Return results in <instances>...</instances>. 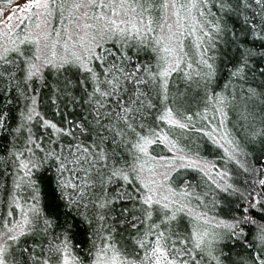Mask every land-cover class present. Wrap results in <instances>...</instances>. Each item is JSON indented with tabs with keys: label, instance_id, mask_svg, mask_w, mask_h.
Masks as SVG:
<instances>
[{
	"label": "snow or ice",
	"instance_id": "6c2138e0",
	"mask_svg": "<svg viewBox=\"0 0 264 264\" xmlns=\"http://www.w3.org/2000/svg\"><path fill=\"white\" fill-rule=\"evenodd\" d=\"M254 4L258 12L249 0L18 6L31 26L0 30V264H264V118L257 126L248 111L251 101L264 112V0ZM232 13L252 46L228 28ZM229 32L230 67L207 55ZM250 79L242 147L226 121L233 85ZM45 95L57 109L78 106L80 122L48 119ZM200 105L220 116V140L203 133L223 151L220 168L176 135L200 131ZM229 241L242 249L235 257Z\"/></svg>",
	"mask_w": 264,
	"mask_h": 264
},
{
	"label": "trees",
	"instance_id": "16d2710c",
	"mask_svg": "<svg viewBox=\"0 0 264 264\" xmlns=\"http://www.w3.org/2000/svg\"><path fill=\"white\" fill-rule=\"evenodd\" d=\"M17 0H0V10L7 8L11 6L13 3H15ZM250 3L253 4V8L256 9L258 12L259 9L255 6L254 0H249ZM233 3H235V0H233ZM213 12L217 13V16L223 15L219 9L213 8ZM241 12L243 14H246L249 18V20H252V17L255 15L252 8L249 9H241ZM208 21H214L216 17L208 15L206 17ZM243 21V15L237 16L235 13H232L231 15L225 17V22L228 25L229 29H232L237 36H240V29L241 27H247L242 24ZM256 24L259 26L260 24V18L256 17ZM241 39H246L248 46H252L254 43L251 36L243 37L240 36ZM232 34L229 32L227 35H224L220 38H218L219 42L216 45V48L213 50H209L207 55L209 56H215L216 62L219 65H228L231 66L230 61L235 57L236 49L234 44L232 43ZM260 41H255L256 47H259ZM205 47H207L205 45ZM228 73L227 71H223L218 76V83L222 87L223 84L228 83L227 79ZM255 84L259 83V79H256ZM241 84H243V88L246 90L249 85L253 84V80H249L248 83L241 82L240 84H235L233 87H235L236 92L238 94L237 101L234 102L235 107L228 109V119L226 121V127L232 132V135L239 139L241 141V146L243 147V132L244 129L241 127V125L246 124L248 121H245L242 118L243 115H247V111H245V99L241 98L242 92H241ZM184 85L181 84V89L183 90ZM219 90V88H218ZM59 108L57 109V105H54L51 103V101L48 99L47 95L43 97V102L41 106V111L46 115V117L50 120H53L54 122L63 123L64 127L68 128V122L74 121L75 123H79V117L82 114V110L76 106L74 107L72 104L67 103L66 101H58ZM209 109L211 107L209 106L207 109L203 107V105H200L198 108L194 107L193 112L199 111L201 114L206 113V118L202 119L200 116H194V122L197 129H200V131L191 130L185 133L183 136L180 135L179 131H176V135L180 136L181 138V144L182 146H187L186 151L190 150V155L193 156V158H196L198 155L203 160L211 161L217 165L218 168H220L223 165V160L221 159V156L223 155V151L220 148H217L215 145L211 143V141L203 135L204 132H211V116ZM213 111V110H212ZM248 111H253L255 114V123L257 126H259L260 120L264 118V112L261 111V106L258 102L253 104V102H248ZM59 113V114H57ZM219 115V114H218ZM216 119L218 121V116H216ZM248 120L251 121L252 117L249 116ZM44 129H39V133H43ZM187 137L186 139L184 137ZM218 140H220V137L216 136ZM222 142V141H221ZM247 150V149H246ZM166 151V150H165ZM258 154V153H257ZM255 155H249L248 159L250 161L254 160ZM243 159V157L241 158ZM230 171L233 173L236 171L235 165H229L228 166ZM186 176H188L193 184H202L201 176L199 173L195 171H187L185 173ZM241 182L243 180V177L240 178ZM10 183V181H9ZM200 189H198L199 191ZM211 214V213H210ZM219 215V212L216 213ZM228 248L232 249V254L235 257L238 252H241L242 249L239 248V246L234 245L231 241L228 242ZM227 250V249H226Z\"/></svg>",
	"mask_w": 264,
	"mask_h": 264
},
{
	"label": "rangeland",
	"instance_id": "374dc122",
	"mask_svg": "<svg viewBox=\"0 0 264 264\" xmlns=\"http://www.w3.org/2000/svg\"><path fill=\"white\" fill-rule=\"evenodd\" d=\"M25 3V0H17L15 3H13L11 6L4 8L0 10V30H3L5 25L9 27H13L14 31H20L25 26L30 27L31 26V20L29 19V14L26 12L20 11V8L18 6H21ZM11 18V19H9ZM54 24L56 27H59V23L54 21ZM193 54L195 55V52L197 50L193 49ZM210 116H211V122L209 123L211 126V131L213 129H216V133L214 135L220 137L219 133L223 132V128L220 126V116L218 113H215L214 111L210 110ZM216 116H218V121L216 119Z\"/></svg>",
	"mask_w": 264,
	"mask_h": 264
}]
</instances>
